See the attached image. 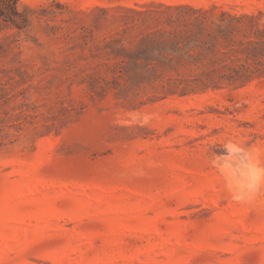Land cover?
Listing matches in <instances>:
<instances>
[{
    "label": "rangeland",
    "instance_id": "374dc122",
    "mask_svg": "<svg viewBox=\"0 0 264 264\" xmlns=\"http://www.w3.org/2000/svg\"><path fill=\"white\" fill-rule=\"evenodd\" d=\"M16 5L0 264H264V0Z\"/></svg>",
    "mask_w": 264,
    "mask_h": 264
},
{
    "label": "trees",
    "instance_id": "16d2710c",
    "mask_svg": "<svg viewBox=\"0 0 264 264\" xmlns=\"http://www.w3.org/2000/svg\"><path fill=\"white\" fill-rule=\"evenodd\" d=\"M16 4L17 0H0V17L4 22L16 24L14 16H22V14L17 10ZM254 47H264V38L263 40L256 41Z\"/></svg>",
    "mask_w": 264,
    "mask_h": 264
},
{
    "label": "clouds",
    "instance_id": "9594fccd",
    "mask_svg": "<svg viewBox=\"0 0 264 264\" xmlns=\"http://www.w3.org/2000/svg\"><path fill=\"white\" fill-rule=\"evenodd\" d=\"M229 147H237L236 145L233 144H228L225 145V148H229ZM262 176H264V169H257L256 170V179L255 182L253 183V185H251V187L248 189V195L251 196L252 194H254L256 192V190L258 189L260 182H261V178ZM243 197L241 196V194L239 192L233 191V199L234 200H240Z\"/></svg>",
    "mask_w": 264,
    "mask_h": 264
}]
</instances>
